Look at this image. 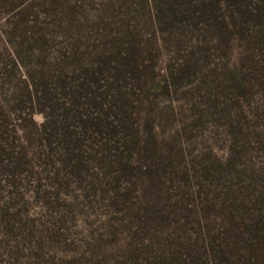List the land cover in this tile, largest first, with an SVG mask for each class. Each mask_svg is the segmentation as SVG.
<instances>
[{"label": "rangeland", "instance_id": "rangeland-1", "mask_svg": "<svg viewBox=\"0 0 264 264\" xmlns=\"http://www.w3.org/2000/svg\"><path fill=\"white\" fill-rule=\"evenodd\" d=\"M187 1L170 16L153 0H0V264L186 253L192 175L226 145L208 98H222L239 49L213 46ZM82 57L121 77L111 133L84 121L94 106L75 90ZM73 108L79 118L55 134L52 117Z\"/></svg>", "mask_w": 264, "mask_h": 264}, {"label": "trees", "instance_id": "trees-1", "mask_svg": "<svg viewBox=\"0 0 264 264\" xmlns=\"http://www.w3.org/2000/svg\"><path fill=\"white\" fill-rule=\"evenodd\" d=\"M163 1L153 0L155 12L163 9L170 16L179 12L181 0H166L168 6L160 8ZM187 4L184 11L191 25L199 23L213 46L226 53L234 43L239 47L235 60L223 65L222 98H208V113L216 115L221 125L225 149L221 157H203L197 166L200 172L192 175L191 194L198 202L192 205L194 234L186 253L122 264H264V0H188ZM88 60L82 57L75 67L79 74L75 90L87 91L86 104L94 106L84 121L111 133L116 125L108 118L113 107L109 101L120 94V84L115 83L121 77H111L118 72L111 71L113 66L100 61L92 65ZM130 72L138 75L135 64ZM62 86L77 106L73 99L78 94ZM69 109L58 119L52 117L55 134L64 127L65 118H79L78 110Z\"/></svg>", "mask_w": 264, "mask_h": 264}]
</instances>
